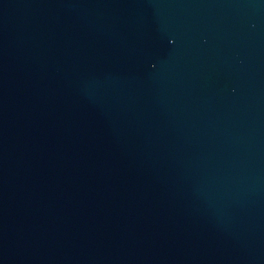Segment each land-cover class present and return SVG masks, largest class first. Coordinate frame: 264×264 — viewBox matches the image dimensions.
<instances>
[{
	"label": "water",
	"instance_id": "1",
	"mask_svg": "<svg viewBox=\"0 0 264 264\" xmlns=\"http://www.w3.org/2000/svg\"><path fill=\"white\" fill-rule=\"evenodd\" d=\"M0 264H264V0H0Z\"/></svg>",
	"mask_w": 264,
	"mask_h": 264
}]
</instances>
